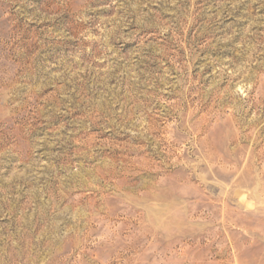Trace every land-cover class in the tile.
I'll list each match as a JSON object with an SVG mask.
<instances>
[{"label":"rangeland","instance_id":"374dc122","mask_svg":"<svg viewBox=\"0 0 264 264\" xmlns=\"http://www.w3.org/2000/svg\"><path fill=\"white\" fill-rule=\"evenodd\" d=\"M0 264H264V0H0Z\"/></svg>","mask_w":264,"mask_h":264}]
</instances>
